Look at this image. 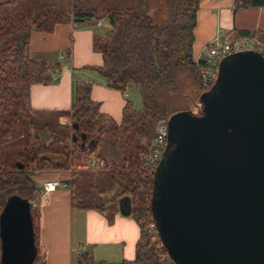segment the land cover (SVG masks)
<instances>
[{
    "label": "trees",
    "instance_id": "trees-1",
    "mask_svg": "<svg viewBox=\"0 0 264 264\" xmlns=\"http://www.w3.org/2000/svg\"><path fill=\"white\" fill-rule=\"evenodd\" d=\"M65 1L70 4L74 21L105 19L107 24L94 35L92 43V48L101 53L102 63L88 68L103 76L107 86L123 93L131 84L136 85L141 107L134 108L126 98L117 123L98 110V103L90 97L89 81H74L69 109L57 111L58 115L70 118L68 132L55 130L42 119V111L31 105L29 89L32 83L55 80L58 65L34 57L29 41L33 31L48 32L57 22L70 20L69 13L53 6L31 8L24 0L0 1V213L9 195L17 194L30 201L33 192L39 191L35 172L70 166L72 175L87 168L91 158L102 159L103 152L95 151L104 140L110 160L107 168L115 181L110 189L112 194L107 197L112 200L83 206L113 213L118 211L117 199L128 196L129 215L137 221L140 235L132 259L95 261L89 252L81 251L77 264H175L163 257L166 249L158 233L148 228L153 220L150 199L157 164L146 165L139 156L147 149L141 139H149L152 123L165 117L164 106L157 99V86L163 82L168 87L173 85V73L178 68H190L200 80L193 57L200 0H106L100 7L95 0ZM233 3L234 7L263 6L264 0H233ZM258 32L241 29L227 38L232 41L234 37H255ZM259 38L264 40V35ZM44 129L58 135L48 139L47 145L55 139L63 142L66 137L70 138V146L64 145L60 151L43 146L40 132ZM17 136L23 139L20 151L23 159L12 162L2 148ZM58 156L63 160H58ZM71 194L74 204L72 190ZM30 212L36 247L31 264H46V249L39 241V208L30 205Z\"/></svg>",
    "mask_w": 264,
    "mask_h": 264
},
{
    "label": "water",
    "instance_id": "water-1",
    "mask_svg": "<svg viewBox=\"0 0 264 264\" xmlns=\"http://www.w3.org/2000/svg\"><path fill=\"white\" fill-rule=\"evenodd\" d=\"M199 102L166 119L150 199L156 231L175 264H264V56L222 57ZM117 202L129 215V197ZM0 251L2 264H31L36 252L30 202L17 194L0 213Z\"/></svg>",
    "mask_w": 264,
    "mask_h": 264
},
{
    "label": "crops",
    "instance_id": "crops-1",
    "mask_svg": "<svg viewBox=\"0 0 264 264\" xmlns=\"http://www.w3.org/2000/svg\"><path fill=\"white\" fill-rule=\"evenodd\" d=\"M234 8L233 0H200L194 26V59L204 53L206 43L214 37L218 27L223 28L225 37L234 36L241 29L259 31L255 38L264 35V22L261 25L259 21L264 5L249 6L257 14L254 11L243 13L249 18L248 26L242 18L236 20V12L231 13ZM102 26H97L92 19L68 20L57 22L51 31L32 32L31 54L58 65L53 75L55 80L30 85L29 97L34 108L56 113L67 110L72 101L74 81H89L90 97L98 103V110L117 123L121 120L127 89L123 93L107 86L103 76L88 68L102 63L101 53L92 48L93 37ZM57 120L64 126L70 125L66 116L59 115ZM70 170L69 166L34 175L40 186L46 179L61 181L47 192L41 187L39 196V241L46 249V264H77V254L81 251L89 252L95 261L132 259L140 235L137 221L119 211L104 213L95 207L73 204L70 180L74 174L71 175Z\"/></svg>",
    "mask_w": 264,
    "mask_h": 264
},
{
    "label": "rangeland",
    "instance_id": "rangeland-1",
    "mask_svg": "<svg viewBox=\"0 0 264 264\" xmlns=\"http://www.w3.org/2000/svg\"><path fill=\"white\" fill-rule=\"evenodd\" d=\"M2 1V0H0ZM25 3L33 7H42V6H53L54 9H66L67 13H69L70 20L73 18V13L71 10H69V5L67 1L65 0H24ZM82 2H85L86 0H81ZM106 0H95L94 3L100 7L102 4H105ZM73 2H77V0H73ZM72 3V2H71ZM254 10H250L249 7H235L233 10H231V13H235L236 20H239L242 18V21L245 25H249V18L246 14H243L244 12H250ZM257 11V9H256ZM263 13L260 16V24L262 25L264 22V9L261 10ZM254 13L257 14V12L254 11ZM92 19V18H91ZM61 22V21H60ZM92 22L96 23V25H106L104 18L99 19H92ZM253 25V24H252ZM260 25V27H261ZM54 27V26H53ZM52 30V29H51ZM50 30V31H51ZM199 71V70H198ZM200 80L196 78V76L193 74L190 68H178L174 70L173 73V85H170L169 87L164 82L157 86L156 93H157V99L158 101L163 104L164 106V112L165 117H159L155 120L154 123H152L151 128V135L150 138H142L141 142L147 146V149L141 153L139 156V159H143L146 162V165H154L152 164L151 160L146 159L143 157L149 156L153 153L152 151V144L151 141L154 137V133L156 130L157 122L158 120H166L169 115L176 111L181 110H188V111H197L200 106L199 102V96L200 93L204 89L203 80L201 77V74L199 72ZM127 97L132 101L134 108L141 107V97L138 92V89L136 85L131 84L127 88ZM39 110V109H38ZM41 114L43 115L44 119L47 123L51 124L55 130H59L61 132H68V127L59 126L58 122V114L54 111H43L41 110ZM68 117V116H66ZM69 118V117H68ZM70 119V118H69ZM56 138L58 135L49 134V131L44 129L40 132V138L42 141L43 146H47L48 149L52 150H61L64 145L70 146V138H66L61 142L60 140L55 139L56 141L50 145L46 144V141L51 138ZM106 139V138H105ZM22 143L23 139L20 138V136H17L13 138L12 140L6 142L3 145L2 152L6 155L7 159L9 161H14L17 159H23V155L21 154L22 150ZM106 143H104V140L101 142V145L99 148L95 151L96 153L100 149L101 152H103V158L104 166L102 168H95L91 163L88 164L87 168H82L79 170V172L76 171L74 173V176L70 180L71 188L73 191V197H74V203L79 205H84L87 203H101V202H109L112 200V198H107L105 193L107 194L108 191H110L112 185L114 184V179L111 175H114L109 168H107V165H109V157L105 153V149L108 150V147L105 146ZM107 145V144H106ZM105 148V149H104ZM145 152V153H144ZM108 153V152H107ZM95 154V153H94ZM98 159V158H97ZM101 159V158H100ZM58 160H63L62 156H58ZM93 166L92 168H90ZM45 172L52 171V169L43 170ZM34 173V171H33ZM35 175V173L33 174ZM118 175L115 176V179H117ZM34 179L37 182V186L39 187V191H34L31 195L30 199V205L33 208H39L38 207V200L39 195L41 193V188L39 181L34 177ZM57 180V179H56ZM107 190V192H106ZM40 192V193H39ZM40 223V222H39ZM74 264V262H73Z\"/></svg>",
    "mask_w": 264,
    "mask_h": 264
},
{
    "label": "built area",
    "instance_id": "built-area-1",
    "mask_svg": "<svg viewBox=\"0 0 264 264\" xmlns=\"http://www.w3.org/2000/svg\"><path fill=\"white\" fill-rule=\"evenodd\" d=\"M253 48L258 50L264 56V40L255 37L240 36L234 37V39L228 40L225 37V31L222 27L217 28V32L205 45V51L199 57L195 59L199 72L201 74L204 88L208 89L211 84L214 82L217 70L218 63L220 59L226 56L229 53ZM62 57V55H59ZM167 142V123L166 120H158L154 137L151 141L152 151L151 155H143L146 159L151 160L152 164H157L162 156L163 150ZM90 163L94 167L104 166V161L102 159L91 158ZM61 184V181L56 179H46L42 182V189L47 192L53 190L57 185ZM148 228L152 231H156L155 223L152 220ZM157 232V231H156ZM84 249V246H82ZM165 258H169V255L166 251V254L163 255ZM161 257V258H163Z\"/></svg>",
    "mask_w": 264,
    "mask_h": 264
}]
</instances>
